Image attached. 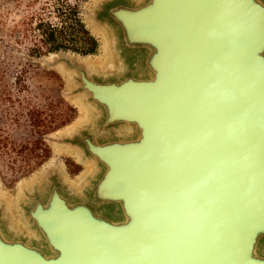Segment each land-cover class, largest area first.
<instances>
[{"label":"water","instance_id":"water-1","mask_svg":"<svg viewBox=\"0 0 264 264\" xmlns=\"http://www.w3.org/2000/svg\"><path fill=\"white\" fill-rule=\"evenodd\" d=\"M86 17L111 66L47 65L89 109L55 142L94 169L0 201V264H264V0H97Z\"/></svg>","mask_w":264,"mask_h":264},{"label":"rangeland","instance_id":"rangeland-1","mask_svg":"<svg viewBox=\"0 0 264 264\" xmlns=\"http://www.w3.org/2000/svg\"><path fill=\"white\" fill-rule=\"evenodd\" d=\"M93 1L0 0V192L6 200L16 197L49 166L55 170L62 167L65 181L73 189V184L80 181L77 176L84 175L85 168L67 152L66 145L55 143L59 135L81 120L82 113L68 95L64 73L47 63L55 56L50 55L60 52L87 62L102 60V37L86 17ZM78 20L95 41L93 51L85 55L45 53L56 43L81 47L84 35ZM39 22L52 25L55 37L46 39L44 28L37 29ZM67 116L73 119L61 125Z\"/></svg>","mask_w":264,"mask_h":264},{"label":"bare ground","instance_id":"bare-ground-1","mask_svg":"<svg viewBox=\"0 0 264 264\" xmlns=\"http://www.w3.org/2000/svg\"><path fill=\"white\" fill-rule=\"evenodd\" d=\"M95 1H97V0H94L93 2H95ZM88 19V18H87ZM89 21V20H88ZM89 23H90V21H89ZM90 26L94 29V30H96L100 35H101V37H102V42H103V45H104V57L102 58V60L99 62H97V61H95V62H87L86 60H81V59H78L77 58V63H78V61H79V64L81 63V65H83V67H85V69H87L88 71H93V69H95L96 67H98V68H100V70L101 69H103V67L107 64V63H109V65L111 66V62H112V55H113V52H112V50H110L109 49V42L106 40V38H105V36H104V34L101 32V31H99L97 28H95V26L93 25V23H90ZM110 45H111V42H110ZM54 55H56V54H52V55H50V56H54ZM80 97L81 96H77V97H75V98H73V100L75 101V103H76V105L78 106V108H79V110H80V112L82 113V118H80L81 120H79L77 123H75V125H72L68 130H70L71 128V130L70 131H66V132H64L63 134H61V135H67V136H71V135H74V134H76L77 133V129L79 128V127H81V125L84 123V122H86L88 119H85L87 116H88V114H89V109H88V107H87V105L84 103V101L82 100V98L80 99ZM61 135H59L57 138H59V137H61ZM55 143H57V142H55ZM59 144V143H58ZM61 145H66L65 147H66V150H67V152L68 153H70V155H72V157L75 159V161L77 162V163H81L82 165H83V167L85 168V171H84V175L82 176V177H80V176H77V178L80 180V181H78L76 184H73V186H74V188L75 189H73L72 188V186L70 187V185L68 186L69 188H72L73 189V191H78L80 188H81V186L82 185H85V182L86 181H84L83 179H84V177H85V175H87V174H89L93 169H94V167H93V165H92V163H90V161H87V160H85V159H83L82 157H81V155H80V153H79V151L78 150H76V149H74L73 147H70L69 145H67V144H62V143H60ZM80 164V165H81ZM56 168L54 167V166H49V167H46L44 170H42L41 172H40V174L38 175V177L36 178V179H34V180H32V181H30L29 183H27L26 185H31L32 186V183H34L35 181H37L40 177L41 178H43V176L46 174V171H48V172H52V173H54L55 174V172L56 173H58V174H60L61 173V175L60 176H62V178H63V180L62 181H65V175H64V171H62L63 169H62V167H61V170H55ZM51 170H55L54 172L53 171H51ZM58 171V172H57ZM47 176V175H46ZM40 178V179H41ZM76 178V179H77ZM46 179H48V177L46 178ZM69 180V179H68ZM41 181H42V179H41ZM73 181H75V180H73ZM66 182V181H65ZM39 182H37L35 185H37ZM87 185V184H86ZM80 187V188H79ZM22 189V188H21ZM21 191V190H20ZM20 191L17 193V196L16 197H14V198H12V200H6L7 199V197H5L1 192H0V201L4 204L3 205V207L6 209V210H8L9 212H14V210L16 211V209H17V206L15 205V200L14 199H19L18 197H19V195H20ZM30 191V190H29ZM14 200V201H13Z\"/></svg>","mask_w":264,"mask_h":264},{"label":"trees","instance_id":"trees-1","mask_svg":"<svg viewBox=\"0 0 264 264\" xmlns=\"http://www.w3.org/2000/svg\"><path fill=\"white\" fill-rule=\"evenodd\" d=\"M78 24H79V28H80V32L82 35H84L83 38V42H82V46L81 47H75L73 45H71L70 47L62 44V43H56L50 47H48L45 51V53H53L56 51H70L72 53H78L80 55H85L88 53H91L95 47V41L94 39L89 35L88 31L86 29H84V26L80 23V21L78 20ZM44 28L42 30V33L44 34L46 39H52L55 37V28L52 25L46 24L43 25V23H38L37 24V29H41ZM60 31V29L58 30V32ZM37 52L39 53L40 49H36ZM66 109L68 111L74 112V109L71 106L66 105ZM71 119H73L72 116H67L66 119L64 121H62L61 125H66L68 124Z\"/></svg>","mask_w":264,"mask_h":264}]
</instances>
